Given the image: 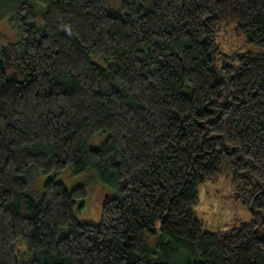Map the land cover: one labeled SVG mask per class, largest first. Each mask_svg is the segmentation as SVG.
I'll return each mask as SVG.
<instances>
[{
    "label": "trees",
    "instance_id": "trees-1",
    "mask_svg": "<svg viewBox=\"0 0 264 264\" xmlns=\"http://www.w3.org/2000/svg\"><path fill=\"white\" fill-rule=\"evenodd\" d=\"M31 1L0 46V264L17 240L21 264H264V0ZM230 24L255 51L219 62ZM67 168L105 186L98 225L82 186L32 197L30 170ZM222 173L252 219L210 233L195 207Z\"/></svg>",
    "mask_w": 264,
    "mask_h": 264
},
{
    "label": "rangeland",
    "instance_id": "rangeland-1",
    "mask_svg": "<svg viewBox=\"0 0 264 264\" xmlns=\"http://www.w3.org/2000/svg\"><path fill=\"white\" fill-rule=\"evenodd\" d=\"M17 1L19 0H0V46L14 45L19 39L16 28L9 26L7 22L8 10ZM30 3L39 7V3L35 0ZM215 44L219 52V62H230L237 54L255 51V48L247 44L243 37L235 34L232 24L218 28ZM105 139L106 135L103 134L95 136L90 142V148H100ZM29 172L36 174L30 190L34 199L40 197L42 186L49 180L61 183L67 190L78 186L84 187L86 196L78 201L74 217L81 224H99L106 189L94 171L88 170L76 175L71 168H67L57 177L53 173L43 175L33 169ZM195 213L202 221L204 229L210 233L220 232L240 223H248L252 219L247 199L232 184L231 177L227 173H222L216 179L202 185ZM15 247L17 260L21 264L25 258L23 257L24 249L19 240L15 242Z\"/></svg>",
    "mask_w": 264,
    "mask_h": 264
},
{
    "label": "water",
    "instance_id": "water-1",
    "mask_svg": "<svg viewBox=\"0 0 264 264\" xmlns=\"http://www.w3.org/2000/svg\"><path fill=\"white\" fill-rule=\"evenodd\" d=\"M106 197V196H105Z\"/></svg>",
    "mask_w": 264,
    "mask_h": 264
}]
</instances>
